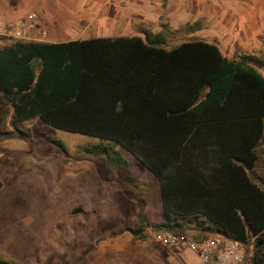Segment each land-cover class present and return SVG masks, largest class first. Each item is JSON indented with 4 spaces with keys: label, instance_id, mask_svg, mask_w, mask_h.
Segmentation results:
<instances>
[{
    "label": "trees",
    "instance_id": "trees-1",
    "mask_svg": "<svg viewBox=\"0 0 264 264\" xmlns=\"http://www.w3.org/2000/svg\"><path fill=\"white\" fill-rule=\"evenodd\" d=\"M261 68L264 58H230L200 39L167 46L161 33L0 45V141L29 139L20 124L38 117L100 138L85 152L115 168H129L125 149L156 177L161 198L162 220L152 225L140 200L134 239L147 228L195 241L220 236L262 264Z\"/></svg>",
    "mask_w": 264,
    "mask_h": 264
},
{
    "label": "rangeland",
    "instance_id": "rangeland-1",
    "mask_svg": "<svg viewBox=\"0 0 264 264\" xmlns=\"http://www.w3.org/2000/svg\"><path fill=\"white\" fill-rule=\"evenodd\" d=\"M87 1L0 0V17L10 21L42 10L53 13L62 6L73 13ZM203 2H210L213 11L206 17H200L196 5L177 11L180 24L198 20L200 28L175 32L164 27L170 33L169 45L200 38L216 40L224 54H243L233 43L250 29V20L259 19L260 29L264 0ZM40 28L50 41L111 33L103 25L62 27L42 22ZM259 70L264 75V68ZM20 127L29 139L13 134L0 141L1 259L12 264H196L195 252L184 243L165 245L152 228H147L143 239H134L128 231L138 222L140 200L150 225L162 220L159 182L131 153L118 147L129 168H115L102 156L85 152L100 141L98 137L56 129L38 117L23 121ZM259 153L258 170L264 174V138Z\"/></svg>",
    "mask_w": 264,
    "mask_h": 264
},
{
    "label": "crops",
    "instance_id": "crops-1",
    "mask_svg": "<svg viewBox=\"0 0 264 264\" xmlns=\"http://www.w3.org/2000/svg\"><path fill=\"white\" fill-rule=\"evenodd\" d=\"M194 5L197 6L198 13L201 14L200 17H206L210 15V13H213L210 2H203V0H197L196 3H194V0H190L187 4H184L182 0H88L78 11L75 10L76 12L74 11L73 13L68 12V10L62 6L57 8L53 13H49L47 10H42L41 12L34 14L37 16L39 24H42L43 22L47 26L70 27L86 25L98 27L103 25L105 27H110V34H102L93 38L139 36L144 39L147 34L148 36H151L156 33H161L166 38V45L174 46L180 42L169 45L170 33H167L164 30V27L171 28V30L175 32L178 30L187 32L200 28L201 25L198 20L189 24H180L182 19L180 14L177 13V11L180 10L185 12L192 10ZM166 11L171 12L169 14L165 13L164 16V12ZM219 16H221V14H219ZM227 16L228 15L223 17ZM250 21L251 22L247 23V26H250V29L246 30V32L244 31V35L238 43L234 41L233 47H237L238 49L241 48L243 54H248L246 51H249L254 54L248 55L264 58V19L260 24V29L257 28L259 26L258 22H260L259 19H252ZM196 39L200 38L192 40ZM73 40L82 39L72 38L59 40L56 38L51 41L46 39L43 42H66ZM207 42H212L218 45L221 52L224 54L219 42L216 40ZM233 52L224 55L231 58L236 56ZM196 262L197 256L195 263Z\"/></svg>",
    "mask_w": 264,
    "mask_h": 264
},
{
    "label": "built area",
    "instance_id": "built-area-1",
    "mask_svg": "<svg viewBox=\"0 0 264 264\" xmlns=\"http://www.w3.org/2000/svg\"><path fill=\"white\" fill-rule=\"evenodd\" d=\"M46 36L47 31L40 28L34 13L21 15L10 21L0 17V44L2 45L15 41L43 42ZM154 235L165 245L186 244L195 252L196 264H250L251 262L247 258L244 245L238 240L215 236L195 241L190 236L169 231H160ZM262 264H264V257Z\"/></svg>",
    "mask_w": 264,
    "mask_h": 264
}]
</instances>
